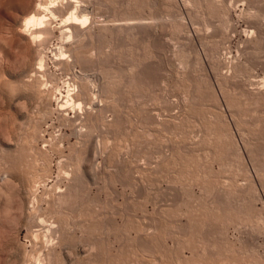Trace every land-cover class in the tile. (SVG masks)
Segmentation results:
<instances>
[{"label": "rangeland", "instance_id": "374dc122", "mask_svg": "<svg viewBox=\"0 0 264 264\" xmlns=\"http://www.w3.org/2000/svg\"><path fill=\"white\" fill-rule=\"evenodd\" d=\"M91 3L94 39L51 23L45 92L28 88L21 125L0 99V264L57 245L39 212L71 230L54 264H264V0ZM67 187L74 207L50 208Z\"/></svg>", "mask_w": 264, "mask_h": 264}, {"label": "bare ground", "instance_id": "6f19581e", "mask_svg": "<svg viewBox=\"0 0 264 264\" xmlns=\"http://www.w3.org/2000/svg\"><path fill=\"white\" fill-rule=\"evenodd\" d=\"M93 0H90L89 2H88V4H84V5H82V2L81 1H79V0H60V2H58V0H51V1H49V0H0V99H7L8 97H9V95H11V103H12V106L14 107V110H15V121L16 122H19L20 120H24L25 118H26V115H27V112H26V109H27V103H26V101H27V97H26V95L25 94H27L26 93V91H28V88L29 87H35L34 89L37 91H35V93H36V96L34 95V102H36V101H42V99H41V95L43 94V92H45L44 91V89H42V85L44 84V83H42V82H40V83H42V84H39V82H38V80L35 82L34 80H35V78H39V80L41 79V77H43V76H45L44 74H43V72L45 71V59H46V56L44 55V52H43V46L46 44V42H47V40H49L50 39V37L53 35V33H54V30H56V27H52V24L51 23H53V21H56L57 19H58V17L59 16H65L63 19H62V24H61V27L60 28H65V27H68V28H66V31H64L65 32V35L66 34H69V36H73V35H75V37H77V36H81V35H85V34H89L91 37H92V39H94V35L93 34H96V33H92L91 32V29L90 28H87V29H90V30H87L86 32L83 30L87 25H88V23L93 19V20H96L95 22H97V24H98V21H99V17H98V13H94V11L95 10H93V13L94 14H97L96 16H94L93 15V13L91 14V12L92 11H89V6L91 5V7H94V6H92L93 4L91 3ZM209 1H211V0H209ZM220 1V0H219ZM218 2V1H217ZM212 3H214V2H212ZM211 3V4H212ZM215 4V3H214ZM214 4H212V5H214ZM96 6V5H95ZM215 7H216V4H215ZM97 10V9H96ZM98 11V10H97ZM91 15V16H90ZM92 16H93V18H92ZM100 16V15H99ZM93 23H94V21H92ZM97 24H96V26H97ZM88 27H90V26H88ZM59 28V27H58ZM100 29V28H99ZM100 31H101V29H100ZM85 34H84V33ZM97 35H98V33H97ZM74 37V36H73ZM79 45V44H78ZM72 48V47H71ZM73 49V48H72ZM75 49H77V47L75 48ZM80 49V48H79ZM79 49H78V51H79ZM75 51V50H74ZM80 52V51H79ZM76 53H78V52H76ZM58 60V59H57ZM43 74V75H42ZM43 81V80H42ZM84 85H86V84H84ZM81 88L83 87V85L82 86H80ZM79 87V88H80ZM43 88H44V86H43ZM80 88V89H81ZM83 88H87V85L86 86H84ZM82 88V89H83ZM89 88V87H88ZM33 89V88H32ZM33 89V90H34ZM45 89H47V88H45ZM51 89V88H50ZM79 89V91H81ZM84 90V89H83ZM82 90V91H83ZM86 90H87V94H85L86 93ZM85 92V93H84ZM82 94H85L84 96H86L87 95V97H89L90 95H88L89 94V91H88V89H85V91H84ZM47 93V92H46ZM78 93V92H77ZM68 94H70V93H68ZM81 94V93H80ZM79 94V96H77L76 95V92H75V95L78 97V98H80V96H82V95H80ZM75 96V97H76ZM73 98H74V96H72ZM32 98V97H31ZM49 98V97H48ZM47 98V99H48ZM66 98V97H65ZM70 98L71 97H69V101H71L70 100ZM78 98H75V99H78ZM46 99V100H47ZM51 99V98H50ZM50 99H48V101L50 100ZM68 99V98H67ZM90 99H91V97H90ZM3 100V103L5 102ZM44 100V99H43ZM53 100V99H52ZM79 100V99H78ZM78 100H75V103H76V101H78ZM88 100V99H87ZM94 100H95V98H94ZM94 100H92L93 102H94ZM89 101V100H88ZM92 101H90V103L92 102ZM51 102V100L49 101V103ZM0 103H1V101H0ZM8 103V102H7ZM64 103V102H63ZM71 103H72V101L70 102V103H68V104H70L71 105ZM80 103V101L78 102V106H80L81 104H79ZM89 103V104H90ZM97 102H95V104H96ZM2 104V103H1ZM5 104V103H4ZM4 104H3V106L2 107H0V118H2L3 119V117L5 116V114H7V112L8 111H6V109L4 108ZM39 104V103H38ZM38 106V105H37ZM41 106V105H40ZM76 106H77V103H76ZM96 106V105H95ZM39 107V106H38ZM90 107V106H89ZM62 108H63V106H62ZM78 109H79V107H78ZM9 111H10V109H9ZM8 115H10V113L8 114ZM11 115H12V113H11ZM90 115V114H89ZM6 117V116H5ZM1 120V119H0ZM2 121V120H1ZM3 121H5V120H3ZM25 121V120H24ZM7 122V121H6ZM21 122V121H20ZM20 122H19V124H20ZM2 123V122H1ZM0 123V141L1 142H6V143H8L7 142V140L8 139H10L11 137H10V135H8L9 134V132L7 133L4 129V126H3V124H5V123H3V124H1ZM8 123V122H7ZM6 123V124H7ZM25 123V122H24ZM21 125V124H20ZM19 125V126H20ZM24 125V124H23ZM7 127V126H6ZM21 128V127H20ZM19 128V129H20ZM20 131V130H19ZM19 131H17L18 133H19ZM22 131V130H21ZM17 132H16V134H17ZM21 133V132H20ZM19 133V134H20ZM17 136V135H16ZM10 137V138H9ZM18 139H19V137H18ZM11 140V139H10ZM9 141V140H8ZM17 141V140H16ZM1 150V149H0ZM4 150V149H3ZM8 159V158H7ZM66 162V161H65ZM7 167H8V165H7ZM79 169V168H78ZM1 170V169H0ZM3 170H7V168L6 169H3ZM9 170H10V168H9ZM48 170V169H47ZM8 171V170H7ZM74 171V170H73ZM72 171V172H73ZM3 172V171H2ZM2 172L0 171V191L3 193V195L7 192L6 191V189L8 190V188L6 187V185H4V184H7V186H8V183L7 182H9V185H10V179L8 178L9 177V172L7 173H5L4 172V174H2ZM65 172V171H64ZM71 172V171H70ZM45 173V172H44ZM20 174V173H19ZM32 174V173H31ZM30 174V175H31ZM21 175V174H20ZM28 175V174H27ZM43 175H44V178H45V174H42L41 176L42 177H40V178H38L37 179V181H38V183L39 182H44V178H43ZM11 176V175H10ZM19 176V175H18ZM26 176V175H25ZM24 176V177H25ZM21 177V176H20ZM64 177V176H63ZM68 177V176H67ZM23 178V177H22ZM24 179H26V178H24ZM23 179V180H24ZM62 179V178H61ZM60 179V180H61ZM68 179V178H67ZM12 180V179H11ZM22 180V181H23ZM74 180V179H73ZM14 181V180H13ZM29 181V180H28ZM33 181H35L34 179H33ZM33 181L31 182V181H29V182H31L32 184H33ZM24 182V181H23ZM29 182H28V184H29ZM57 182V181H56ZM60 182V181H59ZM59 182H58V184H59ZM25 183H27V181L25 182ZM30 183V184H31ZM35 183H36V181H35ZM37 183V184H38ZM63 183V182H62ZM62 183H60V184H62ZM19 184V183H18ZM27 184V186H29ZM60 184L59 185H57V183L55 184V187H56V185H57V187L58 186H60ZM41 185V184H40ZM46 185V184H45ZM70 185V184H69ZM19 186V185H18ZM71 186V185H70ZM69 186V188H71V189H73L72 187H70ZM10 187V186H9ZM13 187V186H12ZM30 187H31V185H30ZM30 187H28V190L29 189H31ZM54 187V188H55ZM57 187H56V189H55V191H57ZM66 187V186H65ZM76 187V186H75ZM17 188V187H16ZM15 188V189H16ZM60 187H58V189H59ZM68 187H67V190H65L64 192H61V191H59V192H55V194H53V192H54V189H53V191H52V189H51V193L50 192H46V194L48 193L49 195H50V200H49V202L48 201H46V200H48L49 198H47L46 197V199H44V201H46V202H48V203H52V205H51V203L49 204V206L51 205L52 206V208L53 207H55V206H57V207H61V208H59V209H61L60 211H62V206H66V204H68V199H69V207L71 208V206L72 207H74V205L72 204V203H75V200L73 201V196L71 197V199H70V196L71 195H73V194H71L72 193V190H69L68 191V189H69ZM77 188V187H76ZM11 189V188H10ZM9 189V190H10ZM15 189L13 190V191H15ZM19 189V188H18ZM17 189V190H18ZM66 189V188H65ZM25 190H27V188H25ZM27 190V191H28ZM33 190V189H32ZM35 190V189H34ZM74 190V189H73ZM12 190H11V192H13ZM26 191V196H27V198H26V200H25V203H31L30 202V200H33L32 198H30L29 196H30V194H29V196H28V192ZM37 191V190H36ZM46 191V190H45ZM63 191V190H62ZM71 191V192H70ZM77 191V190H76ZM1 192H0V194H1ZM10 192V195L12 194ZM22 192V191H21ZM29 193H30V191H29ZM32 193H33V191H32ZM35 193V192H34ZM35 194H37V193H35ZM47 194V195H48ZM53 194V195H52ZM13 195V194H12ZM18 195H19V193H18ZM43 195V194H42ZM52 195V196H51ZM77 195H78V193H77ZM5 196V199H6V196H7V194H5L4 195ZM14 196V195H13ZM12 196V197H13ZM35 196V195H34ZM33 196V197H34ZM39 195H37V197H38ZM8 197H9V194H8ZM41 197V196H40ZM75 197V196H74ZM77 197V196H76ZM75 197V198H76ZM9 198H11V196L9 197ZM25 198V197H24ZM45 198V197H44ZM13 199H14V197H13ZM22 199V198H21ZM40 199H43V197H41ZM7 200V199H6ZM10 200H12V198L10 199ZM35 200H36V197H35ZM1 201H2V199H1ZM34 201V200H33ZM32 201V202H33ZM12 202H13V200H12ZM37 202V201H36ZM39 202V201H38ZM40 202H41V200H40ZM39 202V203H40ZM35 203V202H34ZM42 203V202H41ZM82 203V202H81ZM12 204H15V202H13ZM11 204V205H12ZM24 204V203H23ZM36 204V203H35ZM71 204V205H70ZM32 205V204H31ZM30 205V206H31ZM37 205V204H36ZM35 205V206H36ZM48 205V204H47ZM76 205V204H75ZM5 206H6V204H5ZM14 206V205H13ZM49 206H47V207H49ZM51 206H50V208H51ZM8 207V206H7ZM38 207V206H37ZM40 207H41V205H40ZM43 207V206H42ZM57 207L56 208H54L53 210H55V209H57ZM5 208V207H4ZM9 208V207H8ZM67 208V207H66ZM14 209V208H13ZM23 209V208H22ZM32 210H34L35 208H31ZM45 208L43 207V209L42 210H44ZM49 209V208H48ZM73 209V208H72ZM5 210V209H4ZM3 210V211H4ZM25 210V209H24ZM40 210V209H39ZM50 210V209H49ZM48 210V211H49ZM52 210V209H51ZM58 210V209H57ZM65 210V209H64ZM67 210H68V208H67ZM67 210H65V212L68 214V211ZM11 211L12 210H10L9 212L11 213ZM28 211V210H27ZM45 211H47V210H45ZM45 211H41L42 213H44L45 214ZM56 211V210H55ZM59 211V210H58ZM59 211V212H60ZM70 211V210H69ZM82 211V210H81ZM14 212V211H13ZM12 212V213H13ZM16 212H18V210L16 211ZM20 212H21V208H20ZM34 212H36V210L35 211H33V212H31L32 214H34ZM37 212H38V210H37ZM36 212V213H37ZM51 212V211H50ZM53 212V211H52ZM58 212V213H59ZM63 212V211H62ZM72 212V211H71ZM89 212V211H88ZM10 213H7L8 214V216L10 215ZM12 213H11V215H12ZM28 213V212H27ZM31 213L29 214L30 216H31ZM56 213H57V211H56ZM74 213V212H73ZM84 213V212H83ZM39 215H41V213L39 212L38 213ZM38 214H35L34 215V219L33 218H31L35 223H39V224H41L42 226L45 224V221H48V220H51L52 219V221H51V223L48 221L47 223H50V225L48 226L47 224V226H48V233H50L51 232V234L54 236V238H51L50 237V235L48 234V237H50V241L49 242H51V240L52 239H57V245H55V246H52V249H50L51 248V246H49L50 248L48 249V247H47V250H45L46 249V243L44 244L45 246V249H44V247H41V248H39L38 247V250L37 251H35L36 250V248H35V252L33 251V253H31L30 255H29V252L26 250V252H28V255H29V258L30 259H28V258H26L25 256V253H24V255H23V257L24 258H26V259H28V260H30V263L29 264H54V262H55V260H54V258L56 257V255H58V256H60L61 254H63V253H61L60 251H58V250H56L57 248H56V246H59V245H61V244H63L65 241V236H66V234L63 232L66 228H67V231H66V233L67 232H69V231H71V230H69V226H65L64 227V225H66V223L63 225V222L61 221V223H62V225H60V224H58L59 223V221L57 220V222H56V218L54 217V219L53 218H50L49 219V216H48V218H47V216H46V214H45V216H43V214H42V216H39ZM52 214H54V213H52ZM64 214V213H63ZM66 214V215H67ZM4 215H5V213H4ZM10 215V216H11ZM24 215V214H23ZM58 215V214H57ZM65 215V216H66ZM72 215V214H71ZM74 215V214H73ZM87 215V214H86ZM17 216V215H16ZM55 216V215H54ZM61 217L62 216H64V215H60ZM59 216V217H60ZM68 216V215H67ZM75 216V215H74ZM82 216V215H81ZM24 217V216H23ZM32 217V216H31ZM44 217H46V218H44ZM52 217V216H51ZM57 217V216H56ZM71 217V216H70ZM83 217V216H82ZM5 218V217H4ZM3 218V219H4ZM8 218V217H7ZM10 218V217H9ZM28 218V217H27ZM65 218V217H64ZM80 218V217H79ZM89 218V217H88ZM87 218V219H88ZM30 219V218H29ZM30 219V221H32ZM48 219V220H47ZM67 219V218H66ZM83 219H84V217H83ZM86 219V220H87ZM10 220V219H9ZM53 220H55V221H53ZM88 220H90V219H88ZM87 220V221H88ZM8 221V220H7ZM29 221V222H30ZM36 221H38V222H36ZM68 220H66V222H67ZM34 222H31L32 224H34ZM84 222V221H83ZM93 222V221H92ZM30 223V224H31ZM80 223V222H79ZM31 224V225H32ZM38 224V225H39ZM69 224V223H68ZM75 224V223H74ZM81 224V223H80ZM79 224V225H80ZM89 223H87L86 222V225H88ZM5 225V224H4ZM21 225V224H20ZM91 225V224H90ZM26 226V225H25ZM46 226V227H47ZM71 226V225H70ZM84 226V225H83ZM82 226V227H83ZM41 227V226H40ZM45 226H43L42 228H44ZM45 227V228H46ZM82 227H79V228H82ZM31 228V227H30ZM33 228V227H32ZM31 228V229H32ZM78 228V227H77ZM29 229V228H28ZM74 229H76V228H74ZM90 229V228H89ZM73 230V229H72ZM80 230V229H79ZM30 231V230H29ZM40 231H42V230H40ZM89 231V230H88ZM90 231H92L91 229H90ZM90 231H89V233H90ZM28 232V231H27ZM33 232V231H32ZM34 232H35V230H34ZM44 232H47V229H46V231H44ZM83 232V231H82ZM85 232V231H84ZM87 232V231H86ZM37 233H39L38 231H37ZM73 233H76V231H74ZM30 234H33V233H30ZM42 234V233H41ZM45 234H47V233H45ZM63 234H65L64 236H63ZM69 234V233H68ZM72 234V233H71ZM86 235H87V233H85ZM84 235V234H83ZM5 236V235H4ZM47 236V235H46ZM70 236V235H69ZM74 236V235H73ZM32 237H34V239L36 240V239H38L39 238V234H36V232H35V235L33 234L32 235ZM41 237H43V236H41ZM47 237V238H48ZM56 237V238H55ZM30 238H31V236H30ZM68 238V237H67ZM73 238V237H72ZM72 238H71V243H73V241H72ZM84 238H85V236H84ZM90 238V237H89ZM43 239V238H42ZM45 240H46V238H45ZM48 240H49V238H48ZM74 240H78V237H77V235L75 234V236H74ZM80 240V239H79ZM79 240H78V242H79ZM47 241V240H46ZM54 241V240H53ZM56 241V240H55ZM68 241H69V239H68ZM82 241V240H81ZM3 242V241H2ZM39 242V241H38ZM36 242L35 241V244L37 243V244H39V243H42V242ZM48 242V241H47ZM59 242L61 243V244H59ZM67 242V241H66ZM75 242V241H74ZM77 242V241H76ZM75 242V243H76ZM84 242H85V240H84ZM81 243V242H80ZM79 243V244H80ZM89 243V242H88ZM49 244H51V243H49ZM67 244H69V243H67ZM77 244V243H76ZM63 245H65V243L63 244ZM63 245H62V248H63ZM14 246V245H13ZM24 246V245H23ZM35 246H37V245H35ZM38 246H43L42 244L40 245H38ZM85 246V245H84ZM87 246H88V244H87ZM20 247V246H19ZM25 247V246H24ZM79 247V246H78ZM77 247V248H78ZM43 248V249H42ZM56 248V249H55ZM65 248V247H64ZM89 248V247H88ZM22 250V249H21ZM86 250H87V248H86ZM77 251V250H76ZM88 251V250H87ZM18 252V251H17ZM61 253V254H60ZM71 253V252H70ZM78 253V252H77ZM16 254V253H15ZM73 254V253H72ZM71 254V255H72ZM70 255V256H71ZM89 255V254H88ZM13 256V255H12ZM19 256V255H18ZM21 256V255H20ZM85 256H87V255H85ZM84 256V257H85ZM61 257V256H60ZM64 257V256H63ZM83 257V259H85ZM88 257V256H87ZM70 258V257H69ZM81 258V257H80ZM17 259V258H16ZM22 259V258H21ZM64 259V258H63ZM68 259V258H67ZM23 260V262L24 261H26V260H24V259H22ZM21 260V261H22ZM65 260V259H64ZM76 260V259H75ZM11 261V260H10ZM31 261H32V263H31ZM61 258L59 259V263L60 264H62L61 262ZM67 261V260H66ZM57 262H58V260H57ZM68 262V261H67ZM9 263V262H8ZM13 263V262H12ZM59 263H57V264H59ZM20 264V263H19ZM21 264H23V263H21ZM64 264V263H63ZM65 264H67V263H65Z\"/></svg>", "mask_w": 264, "mask_h": 264}]
</instances>
